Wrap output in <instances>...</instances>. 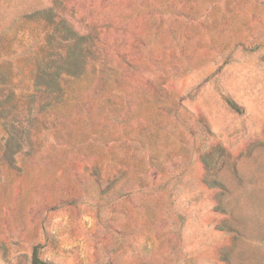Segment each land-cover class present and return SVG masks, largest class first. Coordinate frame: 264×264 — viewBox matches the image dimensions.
Returning <instances> with one entry per match:
<instances>
[{
    "label": "rangeland",
    "instance_id": "rangeland-1",
    "mask_svg": "<svg viewBox=\"0 0 264 264\" xmlns=\"http://www.w3.org/2000/svg\"><path fill=\"white\" fill-rule=\"evenodd\" d=\"M63 23L90 37L87 66L18 106ZM35 248L264 264V0H0V264Z\"/></svg>",
    "mask_w": 264,
    "mask_h": 264
},
{
    "label": "trees",
    "instance_id": "trees-1",
    "mask_svg": "<svg viewBox=\"0 0 264 264\" xmlns=\"http://www.w3.org/2000/svg\"><path fill=\"white\" fill-rule=\"evenodd\" d=\"M64 27V34L57 43V57L58 61H46L48 55H45V49L51 45L52 37L46 36V46L41 49L40 58L35 61L36 76L31 92L24 98L26 99L23 105L18 97V106L32 108L38 103L45 102L46 96L49 94H60L62 88L60 86L59 77L79 76L87 66L88 58L90 57L91 43L90 37L87 35H78L69 27L62 24ZM94 63V62H92ZM49 71V73H47ZM227 104L236 112L239 108L231 101L227 100ZM207 181V180H206ZM214 180H208V185H216ZM30 264H47L39 257L38 249L32 251Z\"/></svg>",
    "mask_w": 264,
    "mask_h": 264
}]
</instances>
